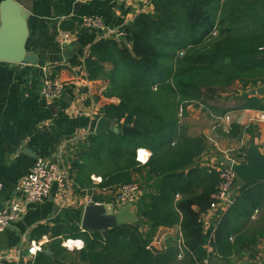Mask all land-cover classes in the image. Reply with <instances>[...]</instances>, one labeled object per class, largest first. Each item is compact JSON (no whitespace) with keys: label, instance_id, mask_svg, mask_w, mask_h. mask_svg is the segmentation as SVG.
I'll return each mask as SVG.
<instances>
[{"label":"trees","instance_id":"obj_1","mask_svg":"<svg viewBox=\"0 0 264 264\" xmlns=\"http://www.w3.org/2000/svg\"><path fill=\"white\" fill-rule=\"evenodd\" d=\"M151 3L153 10L136 15L121 38H102L91 46L85 70L90 79L103 73L109 79L103 95L118 99L104 105L102 114L118 127L138 129L95 135L100 162L107 159L114 165L102 174L103 181H131L129 171L139 166L135 151L142 147L151 153L145 165L158 179L157 193L145 209H138L145 220L103 232L82 231L74 223L52 228L55 236L83 239L81 264H203L202 245L212 228L204 233L200 217L209 207L219 174L198 164L205 136L189 134L180 124L179 108L191 101L215 100L236 84H264V0ZM76 21L70 18L62 26L72 30ZM239 127L231 122L228 135L238 136ZM238 159L245 161L243 151ZM258 184L264 181L239 187L241 196L218 224L212 244L220 254L253 243L252 234L237 235L252 209L264 205V193L255 197L248 190ZM143 223L153 228L179 224L188 248L184 257L176 258L178 245L173 241L164 249L149 246L153 229L144 233Z\"/></svg>","mask_w":264,"mask_h":264},{"label":"crops","instance_id":"obj_2","mask_svg":"<svg viewBox=\"0 0 264 264\" xmlns=\"http://www.w3.org/2000/svg\"><path fill=\"white\" fill-rule=\"evenodd\" d=\"M22 3L29 13L26 48L38 53L40 62L32 65L0 61V205L20 197V183L36 157L52 159L61 156L70 180L67 185H54L43 202L29 205L10 228L0 233V255L6 258L0 264H28L24 252L26 241L39 239L47 241L44 250L36 256V264H81L80 250L68 249V238L55 236L52 228L65 223H74L81 228L88 197L92 198V202L114 204L112 187L120 183L107 184L103 181L102 174L110 172L114 165L105 159L106 156L101 163L94 151L95 123L104 116L102 107L108 103L116 104L118 99L103 95L109 85V79L103 73L90 79L80 64L94 43L126 33L135 16L148 12L152 6L148 0H22ZM86 15L100 17L107 28L101 32L79 31L69 43L74 45L68 60H65L59 44V29L63 28L64 21ZM44 63L54 64L49 73L64 84L60 99L47 100L40 95L41 66ZM236 87L238 93H223L220 96L222 99H217L218 103L208 108L211 113L194 116L195 111L189 112L190 119L185 125L189 134H203L206 139L205 150L197 161L206 169L210 164L223 165L225 158L241 162L239 154L243 151L245 156L251 143L258 145L264 154V90H259L264 88V84L254 88H241L239 84ZM231 122L240 126L238 136L228 135ZM191 128L196 130L191 131ZM137 150L143 158H136ZM142 150L147 155L143 156ZM150 154L146 148H137L135 159L139 166L129 171L131 181L142 186L132 207L137 221L140 218L145 220L144 214L137 215L138 209H145L157 193L158 179L145 165ZM96 177H100L101 182L94 181ZM258 185L248 187L255 197L264 193V185ZM238 188L235 186L232 189L231 204L227 208L218 207L210 215L201 214L202 231L205 233L212 228L209 238L202 245L206 251L203 264H264L262 204L252 209L246 223L239 224L242 226L239 232L252 234L254 241L246 248L238 249V256L233 255L235 253L228 256V253L220 254L212 244L218 224L241 196ZM258 214L261 218H256ZM44 228L48 231L45 232ZM140 229L144 233L153 229L149 241L151 247L164 249L172 241L178 245L179 238L184 246L183 257L188 250L179 224L153 228L143 223ZM235 259L238 261L234 262Z\"/></svg>","mask_w":264,"mask_h":264},{"label":"built area","instance_id":"obj_3","mask_svg":"<svg viewBox=\"0 0 264 264\" xmlns=\"http://www.w3.org/2000/svg\"><path fill=\"white\" fill-rule=\"evenodd\" d=\"M152 0H148L152 6ZM150 11V10H149ZM105 22L96 15H86L77 18L74 29H59V44L65 48L79 31L95 30L104 31L106 29ZM88 54L82 59L81 69L85 72V60ZM54 66L53 63H44L40 80V95L47 100L60 99L64 93V84L50 75V70ZM264 117V114H263ZM228 116H226V119ZM143 156L147 155L146 151L142 150ZM143 158L141 152L137 150L136 158ZM208 171L215 170L219 174V183L216 190L211 195V201L205 214L210 215L211 211L221 207L227 208L231 204L230 193L235 187L236 175L226 165L207 166ZM69 172L66 168L63 158L57 156L52 159L44 157H36L27 175L22 179L19 186L20 197L10 200L0 205V233L6 231L11 225L18 220L27 207L31 204L43 202L51 192L54 185H67L69 183ZM96 182H101L100 177L93 178ZM2 184L0 183V188ZM115 196V207L121 208L128 202H134L142 191V186L136 181L120 183L112 187ZM87 202H92V198L88 197ZM25 241V239H23ZM47 239L27 240L25 248V258L28 264H36V256L44 250V245ZM177 258L183 257V242L178 238ZM68 249H82L84 241L82 239L68 238L66 240ZM19 253L17 257H19ZM6 259L0 255V263Z\"/></svg>","mask_w":264,"mask_h":264},{"label":"water","instance_id":"obj_4","mask_svg":"<svg viewBox=\"0 0 264 264\" xmlns=\"http://www.w3.org/2000/svg\"><path fill=\"white\" fill-rule=\"evenodd\" d=\"M28 15L22 0H0V61L32 65L40 62L38 53L26 48L29 35ZM73 45L74 43L69 44L67 48L62 49L65 60H68ZM107 132L130 134L137 133L138 129L131 125L118 127L110 119L99 117L95 123V133ZM224 164L235 173L236 187L264 181V154L255 143L248 145L244 162L225 158ZM132 207V202L124 204L121 208H116L110 202H90L84 207L81 228L91 232H103L113 227L134 223L137 216Z\"/></svg>","mask_w":264,"mask_h":264},{"label":"rangeland","instance_id":"obj_5","mask_svg":"<svg viewBox=\"0 0 264 264\" xmlns=\"http://www.w3.org/2000/svg\"><path fill=\"white\" fill-rule=\"evenodd\" d=\"M153 10V8H151L150 9V11H152ZM122 35L123 34H120L119 35V37L121 38L122 37ZM237 85V84H236ZM236 85L235 86H232V89H230L231 91L230 92H235V93H238V91H237V87H236ZM229 93V92H228ZM222 95V94H221ZM220 95V96H221ZM217 97V99L219 100V98H221V97ZM224 97L226 96L225 94L223 95ZM217 99H215V100H206V102H196V101H191V102H189V103H187V104H183V106H181L180 108H179V113H178V118H179V121H180V124H183V125H186V123L189 121V119H190V110L191 111H195V113H193L194 114V116H196V115H200L201 113H204V112H208V113H211V112H209L208 110V108H210L211 107V105L213 104H217L218 102V100ZM222 99V98H221ZM220 101V100H219ZM221 103V102H220ZM218 106H220V105H218ZM214 115H215V113H214ZM196 129L195 128H191V131H195ZM262 216V215H261ZM259 217V214H258V216L256 217V218H258ZM259 218H261V217H259ZM242 233L240 232L237 236H239V235H241ZM236 236H234L233 235V238H235ZM232 238V239H233ZM234 240V239H233ZM230 241H232V240H230ZM233 253H235V254H233ZM239 253V252H238ZM229 254H233V255H237V253L235 252V251H232L231 253H228L227 254V256L229 255ZM238 256V255H237ZM225 258H227V257H225ZM216 261H218V260H216ZM234 262H237L238 260L237 259H235V260H233ZM231 264V263H230Z\"/></svg>","mask_w":264,"mask_h":264}]
</instances>
